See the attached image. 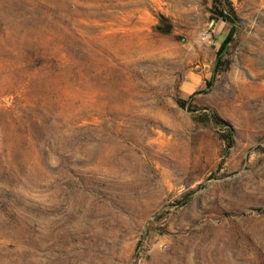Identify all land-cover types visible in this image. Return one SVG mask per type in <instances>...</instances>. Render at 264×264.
<instances>
[{
	"label": "rangeland",
	"instance_id": "374dc122",
	"mask_svg": "<svg viewBox=\"0 0 264 264\" xmlns=\"http://www.w3.org/2000/svg\"><path fill=\"white\" fill-rule=\"evenodd\" d=\"M212 2L0 0V264H264V0L218 57Z\"/></svg>",
	"mask_w": 264,
	"mask_h": 264
},
{
	"label": "trees",
	"instance_id": "16d2710c",
	"mask_svg": "<svg viewBox=\"0 0 264 264\" xmlns=\"http://www.w3.org/2000/svg\"><path fill=\"white\" fill-rule=\"evenodd\" d=\"M231 0H213L212 2V12L214 13V17L216 19L223 20L224 23H229L230 27L228 32L226 33L225 37L221 40L218 49H217V57L220 56V54L224 51L228 40L230 39L232 32L234 30L235 25V19L236 14L234 11V8L231 4ZM218 60V59H217ZM217 64V61H215V65ZM179 103H183L185 101L184 98H179ZM186 107V106H185ZM205 114V113H204ZM207 117L217 123H226V120H224L219 114L215 112H211L207 114ZM198 120V118H196ZM228 133H230V129H228ZM229 138V136H228Z\"/></svg>",
	"mask_w": 264,
	"mask_h": 264
}]
</instances>
